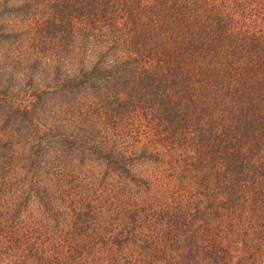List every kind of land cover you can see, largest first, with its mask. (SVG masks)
<instances>
[{"label":"trees","instance_id":"1","mask_svg":"<svg viewBox=\"0 0 264 264\" xmlns=\"http://www.w3.org/2000/svg\"><path fill=\"white\" fill-rule=\"evenodd\" d=\"M22 1L2 13L22 15L27 1L54 9L27 22L33 42L51 43L57 77L34 104L0 75V264H264V6L245 17L214 0ZM18 28L1 23L0 41L29 36ZM16 51L4 55L12 69L24 64L23 48ZM78 96L85 103L75 110L112 125H95L81 149L75 132L63 140L56 115ZM136 118L139 130L168 125L144 137L164 138L171 157L170 134L193 152L181 175L163 174L174 194L159 177V192L149 194V180L129 164L135 148L115 144L133 139ZM93 169L110 175L97 190ZM190 179L197 193L176 198ZM101 202L108 235L106 217L84 213Z\"/></svg>","mask_w":264,"mask_h":264},{"label":"rangeland","instance_id":"2","mask_svg":"<svg viewBox=\"0 0 264 264\" xmlns=\"http://www.w3.org/2000/svg\"><path fill=\"white\" fill-rule=\"evenodd\" d=\"M21 1L22 0H0V24L8 23L13 28L19 27L20 30L29 29L28 30L29 36L25 35L24 37L21 38V40L17 39V43H15L14 45L11 44V41H8V42L0 41V75L2 74L4 76V81H6L9 78L11 81L10 84H13L14 86L12 88H14L15 91H18V92L20 91L21 96L24 95L23 98L29 101V103L36 104L37 101L41 97L42 99H44L46 94L50 96L49 91L53 89L55 85V78L57 77L55 75V69L57 66V63H56L57 56H55L56 54L52 55L47 50L49 49V46H51V43L43 44L42 46H39L37 42L32 41L31 38L32 36H34L35 30H34V27L32 29L29 26V23L27 22V20H30V21L34 20L36 22V21H40L41 19H45L44 17L54 14L53 13L54 9L49 8V5L43 2L42 4L39 5L38 9L36 7L32 8L31 5L33 4V2L27 1L26 4L29 5L28 6L29 9H24V13H22V15L19 14L18 16H16L15 14L10 15L9 13H2L3 9L1 8V5L7 6L8 8H10L16 4H19ZM45 1L50 3V1L57 2L58 0H45ZM215 1H216L217 6L221 7V9L230 10V7H232L234 8L232 14L236 16L243 14L245 15V17H247L248 13L252 14L251 11H249L252 5L253 7L251 10L253 11V14L255 13L254 8L257 7L256 5L264 6V0H214V2ZM51 10L53 11L51 12ZM262 15H264V11L262 12ZM1 17H3L4 19ZM77 28L79 29L78 26ZM20 30L18 31L20 32ZM30 30L32 31L29 32ZM18 47L23 48V58L25 57L26 59L24 58V64L22 66H17L16 68L12 69L11 61H6V60L4 61V58H5L4 55L8 49L11 50L13 48H14V53H16L17 52L16 50L18 49ZM86 48H88V50L91 53L90 61H94L95 59H94V55L92 54V45H88ZM63 54L66 55L65 53ZM87 55H90V54H87ZM13 56H16V55L14 54ZM15 70L16 72L22 71V74L17 75L15 73ZM170 88H171L170 89L171 91L175 90V89H172L173 88L172 84L170 85ZM136 91L138 90L136 89ZM84 101H85V98H80V96H78L76 100L75 98L73 100L66 99V101L63 102L65 104L60 105L62 108L57 107V110H56V115L59 116L61 120H64V122L58 124L60 126L63 125V129L60 131L62 134L65 135V138L63 140H65L66 138L69 139L71 134H74L75 132V135L77 137V142L74 143L76 144L75 146L76 149L87 148V139L94 141L93 139L94 136H92L90 133L92 132L95 134V125H98V124L101 125V123L103 125H106V127L108 128V132H109V126L110 127L112 126L111 121L109 120V117L101 118V116L98 115L96 112L88 111L85 108L81 109L80 112L79 110L77 111L74 109V108L77 109L78 106H80L81 104L83 105L85 103ZM52 108H56V106L51 105L50 109L52 110ZM143 121H144V118H143ZM121 123L125 125L124 122H121ZM140 123H139V118H136V121L133 120V122H131V125H128L130 130L132 129L137 130L136 131L137 133H134L135 135L133 136V139L128 140L126 138L125 141L117 139L115 144L117 145L123 144L121 146H125L126 148H130V149L132 147L135 148L133 150L134 155L131 157V158L135 157L134 161H129V159L127 161H129V164L133 163L136 174L138 175L137 177H141V178H145L149 180V183H147L149 194L150 193L153 194L154 192L158 191V189L153 186V181L156 177H159L160 179H162L163 184L165 182L170 184L169 194H174L175 193L173 190L174 183L172 181H169V182L165 181L166 179L165 177H163V174L167 173V174H164L165 176H168V173H171V174L175 173V175L177 176L179 174L181 175L184 172L182 171V169H185V166H186L185 163L189 161L190 158L193 157V152L191 151L189 152L187 150L179 148V143L177 142V139H173L174 136L171 137V134H170L168 137L174 140L176 144L174 153L171 157L170 150L166 149L169 146L163 142L164 138H162L160 141H156L155 139L144 137V136H148L147 133L156 134L158 131H162L163 129H165V127L168 125H166V123L161 126H159V124H156L154 127H146L147 129H151V130H146L145 123H142L143 127H141V129L139 130L138 128H139ZM191 124H193V122ZM1 136L3 137V140H5L7 138V132L5 133L4 130H2L0 126V137ZM98 136L99 137L102 136L100 132H98ZM107 138L109 140V137ZM88 145H89V148H92V142L89 143L88 141ZM153 152L159 155V159H157L155 165L148 164L146 163V160H145L147 158V153L150 155ZM152 158L154 159V155H152ZM87 159L94 160V158L92 157H87L86 160ZM167 161L170 163V168L168 166L162 165V162L166 163ZM167 169H170V170H167ZM198 169L199 167L196 168V170ZM93 170H94V175L90 174L92 176L91 180L96 182L97 177H100L98 178V181L95 183L96 190L101 187L100 183H102L103 181L109 183V178H108L110 176L108 174L109 172H106V171L103 172V171H100L99 169H93ZM118 173L119 172H117V174ZM203 178H204V175H202L201 178H196L194 182H196L198 179H201V184H202ZM173 181L177 182V180H173ZM194 184L192 180H191V186L184 184L183 188L185 189V192H187V194H183L182 196L175 194L176 198H180V197L189 198L191 195H195L197 192L193 193ZM87 191L88 190L86 189L85 190L78 189L77 195L79 192L83 194ZM146 192L147 191H145V189H142L138 191L137 193L140 196V198H142ZM135 193L133 191H129V194L127 195V199L134 200ZM102 209H106V207L104 206V203L101 202L96 207H92L90 209L85 208L84 213L86 214L90 213L91 215L94 214V216L97 215L98 220L104 219L106 217L104 227L101 230V233L108 235L109 234V211L100 212ZM94 223H95V220L90 225V230L94 228ZM166 242H168L169 244L173 243L171 238L168 239ZM173 250L180 251L178 250V246H176Z\"/></svg>","mask_w":264,"mask_h":264}]
</instances>
